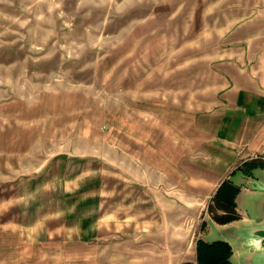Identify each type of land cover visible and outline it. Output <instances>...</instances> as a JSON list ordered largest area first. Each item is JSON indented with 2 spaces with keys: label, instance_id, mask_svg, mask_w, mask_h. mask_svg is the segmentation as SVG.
I'll use <instances>...</instances> for the list:
<instances>
[{
  "label": "rangeland",
  "instance_id": "rangeland-1",
  "mask_svg": "<svg viewBox=\"0 0 264 264\" xmlns=\"http://www.w3.org/2000/svg\"><path fill=\"white\" fill-rule=\"evenodd\" d=\"M236 43L264 44V0H0V264H101L86 225L101 190L137 189L125 141L195 111ZM246 240L234 264H264Z\"/></svg>",
  "mask_w": 264,
  "mask_h": 264
},
{
  "label": "crops",
  "instance_id": "crops-1",
  "mask_svg": "<svg viewBox=\"0 0 264 264\" xmlns=\"http://www.w3.org/2000/svg\"><path fill=\"white\" fill-rule=\"evenodd\" d=\"M213 73V90L195 111L149 136L137 130V140L125 141L122 155H137L132 165L137 189L125 184L122 189L101 190L94 195L101 197L94 212H101V219L91 218L86 225L85 244L102 245L101 264H195L198 240L227 242L232 264L240 249L250 259L257 255L243 241L245 232L264 228V166L257 161L264 160V44L232 45L221 52ZM109 158L103 159L109 164ZM253 159L257 165L249 175L235 171ZM111 176L115 177L107 174ZM117 179L128 182L119 175ZM82 180L80 175L75 185ZM225 180L240 187L235 198L240 220L244 210L239 200H255L250 206L258 214L255 225H217L211 220L207 205ZM118 196L131 198V203L121 206L122 201H113L121 208L109 212L110 198ZM95 230L101 234L89 235ZM212 230L216 236L210 235ZM230 240L238 241L239 247Z\"/></svg>",
  "mask_w": 264,
  "mask_h": 264
},
{
  "label": "trees",
  "instance_id": "trees-1",
  "mask_svg": "<svg viewBox=\"0 0 264 264\" xmlns=\"http://www.w3.org/2000/svg\"><path fill=\"white\" fill-rule=\"evenodd\" d=\"M255 164L257 165L255 161L250 163L245 174L248 175V170L254 167ZM261 166H264V163ZM239 189L240 187L230 180H225L218 186L207 205V213L215 224L226 225L241 219L235 203ZM231 254L232 249L225 241L205 242L198 240L196 242L195 264H232L229 260ZM182 264L194 263L184 262Z\"/></svg>",
  "mask_w": 264,
  "mask_h": 264
},
{
  "label": "water",
  "instance_id": "water-1",
  "mask_svg": "<svg viewBox=\"0 0 264 264\" xmlns=\"http://www.w3.org/2000/svg\"><path fill=\"white\" fill-rule=\"evenodd\" d=\"M245 235L248 239L246 240L247 246L251 245L256 248V251L264 252V228L247 231Z\"/></svg>",
  "mask_w": 264,
  "mask_h": 264
}]
</instances>
